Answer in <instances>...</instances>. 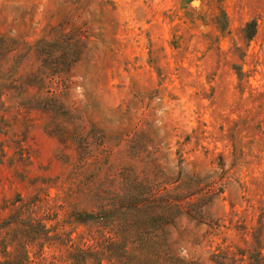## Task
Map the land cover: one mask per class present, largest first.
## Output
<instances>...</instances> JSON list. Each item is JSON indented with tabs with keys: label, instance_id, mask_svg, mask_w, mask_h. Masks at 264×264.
Here are the masks:
<instances>
[{
	"label": "rangeland",
	"instance_id": "rangeland-1",
	"mask_svg": "<svg viewBox=\"0 0 264 264\" xmlns=\"http://www.w3.org/2000/svg\"><path fill=\"white\" fill-rule=\"evenodd\" d=\"M0 264H264V0H0Z\"/></svg>",
	"mask_w": 264,
	"mask_h": 264
}]
</instances>
